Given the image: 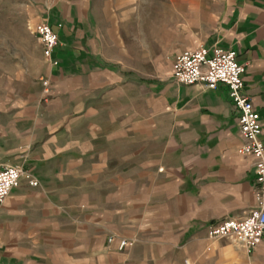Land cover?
<instances>
[{"label": "crops", "instance_id": "obj_1", "mask_svg": "<svg viewBox=\"0 0 264 264\" xmlns=\"http://www.w3.org/2000/svg\"><path fill=\"white\" fill-rule=\"evenodd\" d=\"M27 10L32 50L21 63L0 53V169L39 187L21 179L1 205L0 264H264V236L248 252L207 235L258 206L228 89L172 78L180 54L236 53L264 145V0H29ZM41 23L58 37L57 65L29 30Z\"/></svg>", "mask_w": 264, "mask_h": 264}, {"label": "built area", "instance_id": "obj_2", "mask_svg": "<svg viewBox=\"0 0 264 264\" xmlns=\"http://www.w3.org/2000/svg\"><path fill=\"white\" fill-rule=\"evenodd\" d=\"M29 30L37 36L43 55L51 65L52 53L59 46L57 35L51 28L41 23ZM245 71L243 65L237 62L236 53L214 48L209 55L207 49L199 47L194 51L177 56L173 63L172 78L180 85H202L208 90H215L218 85H224L229 92V98L238 111V125L242 138V145L238 150L240 155H250L255 160V187L254 194L258 202L247 217L242 220H225L208 229L209 239H221L227 236L236 238L242 243L245 250L250 252L256 248L264 236V145L260 141L261 125L259 115L254 110L244 91L242 75ZM46 93L48 82L43 81ZM21 179L26 180L32 188L39 187L38 181L28 172L13 167L0 169V207L8 197L11 190L18 187ZM112 238H109V242ZM132 243L120 240L118 248L122 250Z\"/></svg>", "mask_w": 264, "mask_h": 264}, {"label": "rangeland", "instance_id": "obj_3", "mask_svg": "<svg viewBox=\"0 0 264 264\" xmlns=\"http://www.w3.org/2000/svg\"><path fill=\"white\" fill-rule=\"evenodd\" d=\"M28 5L29 0H0V53L20 63L22 49L31 51L33 47L25 35L29 32L26 30Z\"/></svg>", "mask_w": 264, "mask_h": 264}]
</instances>
